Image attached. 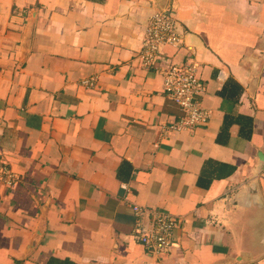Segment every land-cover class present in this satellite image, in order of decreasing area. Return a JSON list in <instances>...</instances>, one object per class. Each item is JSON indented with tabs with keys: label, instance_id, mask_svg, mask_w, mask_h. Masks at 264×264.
I'll return each instance as SVG.
<instances>
[{
	"label": "crops",
	"instance_id": "0c3cea01",
	"mask_svg": "<svg viewBox=\"0 0 264 264\" xmlns=\"http://www.w3.org/2000/svg\"><path fill=\"white\" fill-rule=\"evenodd\" d=\"M166 9L156 65L204 84L191 130H162L179 109L139 57ZM0 161V264H264V0H0ZM152 210L176 217L158 253Z\"/></svg>",
	"mask_w": 264,
	"mask_h": 264
},
{
	"label": "built area",
	"instance_id": "2783aa9c",
	"mask_svg": "<svg viewBox=\"0 0 264 264\" xmlns=\"http://www.w3.org/2000/svg\"><path fill=\"white\" fill-rule=\"evenodd\" d=\"M175 23L170 9L154 12L148 19L142 49L139 53L141 63L155 67L162 75L164 94L171 99L179 109V115L169 125L162 127L176 130H191L204 125L209 117V111L200 102V95L204 91V84L197 74L198 64L195 61L183 64L166 63L156 65V60L162 45L178 47L182 41L175 30ZM83 84H90V79L82 80ZM16 175L0 161V180L10 183ZM138 213L139 207L133 205ZM176 225V217L163 210L149 212L146 222L140 221L134 228V237L152 252L168 250L173 245L171 231Z\"/></svg>",
	"mask_w": 264,
	"mask_h": 264
}]
</instances>
